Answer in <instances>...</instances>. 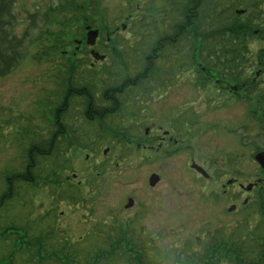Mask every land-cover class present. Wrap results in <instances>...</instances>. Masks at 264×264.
Listing matches in <instances>:
<instances>
[{"label": "rangeland", "instance_id": "1", "mask_svg": "<svg viewBox=\"0 0 264 264\" xmlns=\"http://www.w3.org/2000/svg\"><path fill=\"white\" fill-rule=\"evenodd\" d=\"M198 1L191 39L158 48L149 77L109 99L191 0L16 4L14 34L29 30L32 42L0 76V264H72L77 252L89 264H264V249L257 261V249L228 243L230 235L264 243L255 160L264 151V0ZM88 27L99 30L94 46ZM229 30L246 33L241 44ZM232 46L239 59L226 70L220 51ZM75 68L90 78L96 122L81 100L63 103ZM59 115L67 135L49 149ZM15 223L33 226L47 247L21 252Z\"/></svg>", "mask_w": 264, "mask_h": 264}, {"label": "trees", "instance_id": "2", "mask_svg": "<svg viewBox=\"0 0 264 264\" xmlns=\"http://www.w3.org/2000/svg\"><path fill=\"white\" fill-rule=\"evenodd\" d=\"M19 1L20 0H0V76L1 77H4V76L10 74L18 66V64L21 62V60L25 56L24 50L26 49L27 45H29L28 43L32 42L31 38H30L32 32L30 33L29 30H27L25 32L23 37H18L14 34V28L16 27V25L18 23V20H17L18 18L16 17V15L14 13V9H15L16 4ZM198 3H199L198 0H191L192 5H190V10L189 9L187 10V14H186L185 18L180 17L181 19L179 18V21H175L172 19L170 21H168L171 24V31L161 33L159 41L155 45V46H157V48L155 49L153 47L152 50H149L147 52L148 54L146 53L147 55L144 56V59L142 58L143 62H144V65H143L144 70L143 69L129 70V71L127 70V74H126L125 78L123 79V82L125 83L124 88H122L118 92L117 91L113 92L112 93L113 97H106L107 99L117 98L118 93L121 94L127 89L136 88L137 86H140L141 85L140 81H144L147 77H149L148 75H149L150 69L153 66L155 67V60L154 59H157L158 56L155 55L154 57H152V55L154 53H156L158 48L164 49L165 47H172L173 45L181 46V48H182V46H183L182 44L191 39L190 36L195 32V28L193 29L194 25H193V22L191 20L194 17H196L194 15V13H196V11H194V9H196L197 7L199 8ZM169 6H171V4H169ZM186 8H189V7H186ZM33 25L36 27L35 23ZM219 25H220L219 23H216V24L210 26L209 28H211L213 31H215V29H217ZM147 27H149V26H146L144 28H147ZM227 28H230V26H226V24H225V26L222 28V31L224 32V34L222 32L220 38L228 35V32L224 31ZM231 30H229L231 32V34L229 33V38L231 39V41L235 42V45L238 46L239 44H241V43H239V41L241 39H245L246 33L245 32H242V33L237 32L236 34H233L235 32H233ZM28 39H29V41H28ZM36 40H38V39H36ZM232 47L233 48H229V49H228V47H225L223 50L220 51V56L222 58H225L224 66H225L226 70L234 69L236 60L238 61V59H239L236 56V54L239 53V50L236 48V46H232ZM209 48H211V45H209L207 48L205 47V49H209ZM217 55H218V53H217ZM76 70H77V68H75V70L72 72V74L68 75V78L67 77L64 78L65 82H66L65 86L68 87V91L65 94L63 103H65V100L69 101L70 99H71V101L81 100L82 105H84V107L87 109L86 117L88 118V120H90V121L95 120V122H96L97 118L101 119L100 114H102V113L98 114L99 112H97V110H96V106L94 104V99H93L94 95H92L93 93L91 92L90 78L88 77L87 72L80 73L81 75H77ZM122 73H125V72H122ZM107 99H106V101H107ZM118 104H119V101L117 100V104L115 106L117 107ZM64 107H67V103L65 104ZM62 110L63 109H61V111ZM107 111L108 110H106V108H105L104 113H106ZM61 115H59L57 123L53 124V126L55 127L56 133L53 132L54 141L52 140L51 147L49 149H52L55 146L57 147V144H62L63 143L62 138H65L67 135L66 133H64V132H66V130H68V128H66L67 127L66 126V119L64 118V116H61ZM61 127L64 129V131L62 132L61 135H58L57 130H59L61 132L62 131ZM49 153H50V155L52 154V152H49ZM37 156L39 157V159L44 157V155H42L40 152L38 153ZM51 156H53V155H51ZM34 161H32V162L34 163ZM29 175H31V174H29V169H27V171L24 172V174H22L23 179H24V183L30 181V183H27V184H32L35 181V178L32 177L30 179V178H28ZM15 225L19 226L20 228H22L24 230L23 237H20V240L22 243L21 252L24 251L26 253V251L28 250L27 252L29 254L31 253V255H32L31 257H34V255H37V253H33L32 251H34L35 249L37 251V248H39V246L47 247L46 244L42 241V238L34 236V234L32 233L33 232V228H32L33 226H28V228H24V226H22L23 224L21 225L20 223H15ZM124 234L126 237L130 236L129 231L125 232ZM221 234H222L221 232H219V233L217 232L215 235H213V237H218ZM112 237H113V235H110L105 239V241H104L105 244H103L104 245L103 247H107L109 245L110 238H112ZM229 237L231 238V240H228V241H230L228 243H230L232 245H236V246H238L237 244H239L242 253H245V254L247 252L250 253L249 251H251V253H252V251H255L257 249V253H258L257 261H259V255H261L260 248L264 249L263 248L264 243H262V241H260V243H259V240H256L254 243L253 242L254 241L253 236L249 237V239L244 241V242H239L240 235L239 236L230 235ZM35 240L37 241L36 244L34 242ZM31 249H33V250L31 251ZM70 258H71L72 264H89V262H90L89 255L84 258L82 256L81 252H77L74 255H71ZM13 260H15V256L13 257Z\"/></svg>", "mask_w": 264, "mask_h": 264}, {"label": "water", "instance_id": "3", "mask_svg": "<svg viewBox=\"0 0 264 264\" xmlns=\"http://www.w3.org/2000/svg\"><path fill=\"white\" fill-rule=\"evenodd\" d=\"M239 14H242V11H238ZM87 44L89 46H94L97 42L98 36H99V30L97 29H92L91 27L87 28ZM92 55L96 60H103L104 56L100 55L98 52L96 51H92ZM255 160L260 164V166L264 169V151L263 152H259L256 156H255ZM159 177L157 175H153L150 182L152 185L156 184V182H158Z\"/></svg>", "mask_w": 264, "mask_h": 264}, {"label": "flooded vegetation", "instance_id": "4", "mask_svg": "<svg viewBox=\"0 0 264 264\" xmlns=\"http://www.w3.org/2000/svg\"><path fill=\"white\" fill-rule=\"evenodd\" d=\"M259 76V75H258ZM98 112V111H97ZM92 114V113H91ZM68 139V138H67ZM154 175H157V174H154ZM158 176V175H157ZM151 185V184H150ZM256 185H258V184H256ZM252 188V187H251ZM251 188H249V189H251Z\"/></svg>", "mask_w": 264, "mask_h": 264}]
</instances>
